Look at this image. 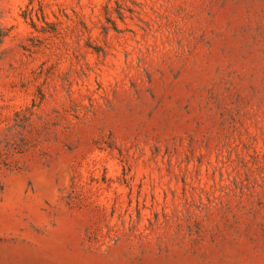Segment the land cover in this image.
<instances>
[{
  "label": "rangeland",
  "instance_id": "rangeland-1",
  "mask_svg": "<svg viewBox=\"0 0 264 264\" xmlns=\"http://www.w3.org/2000/svg\"><path fill=\"white\" fill-rule=\"evenodd\" d=\"M0 264H264V0H0Z\"/></svg>",
  "mask_w": 264,
  "mask_h": 264
},
{
  "label": "trees",
  "instance_id": "trees-1",
  "mask_svg": "<svg viewBox=\"0 0 264 264\" xmlns=\"http://www.w3.org/2000/svg\"><path fill=\"white\" fill-rule=\"evenodd\" d=\"M9 168L8 169H12V168H14V166H8Z\"/></svg>",
  "mask_w": 264,
  "mask_h": 264
}]
</instances>
